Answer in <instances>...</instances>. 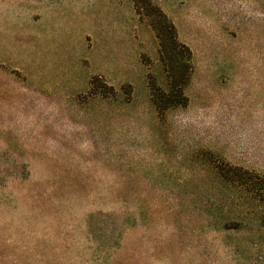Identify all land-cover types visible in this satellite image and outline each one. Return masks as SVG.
Wrapping results in <instances>:
<instances>
[{"label":"rangeland","instance_id":"1","mask_svg":"<svg viewBox=\"0 0 264 264\" xmlns=\"http://www.w3.org/2000/svg\"><path fill=\"white\" fill-rule=\"evenodd\" d=\"M150 2L191 51L162 117L132 0H0V264H97L102 214L110 264H264V185L217 170L264 180V0Z\"/></svg>","mask_w":264,"mask_h":264},{"label":"trees","instance_id":"2","mask_svg":"<svg viewBox=\"0 0 264 264\" xmlns=\"http://www.w3.org/2000/svg\"><path fill=\"white\" fill-rule=\"evenodd\" d=\"M132 1L135 13L140 18L145 16L149 18L148 23L157 42L159 62L165 76L166 89L160 87L150 74L147 75V86L150 101L157 115L162 117L170 108L187 105L188 99L184 94V87L188 83L191 73V51L186 45L178 41L177 32L172 22L150 0ZM141 4L145 8V14L143 15L139 7ZM217 170L223 179L242 181L250 183L251 186L264 185L263 179H258L257 176L242 171L239 168L224 166L219 167ZM97 218H99V223L103 225V227L98 225L97 229L98 236L100 235L102 238V245H105V239L109 237L112 241L111 248L113 249H98L96 263L110 264L113 254L121 248L125 223L119 224L118 218H113L108 214L99 215ZM107 222L114 225V227L111 225L109 231L105 228Z\"/></svg>","mask_w":264,"mask_h":264}]
</instances>
